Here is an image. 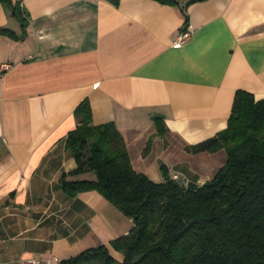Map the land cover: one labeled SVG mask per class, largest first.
<instances>
[{
	"label": "crops",
	"instance_id": "crops-1",
	"mask_svg": "<svg viewBox=\"0 0 264 264\" xmlns=\"http://www.w3.org/2000/svg\"><path fill=\"white\" fill-rule=\"evenodd\" d=\"M11 1L20 15L0 3V27L13 32L0 33V63L11 64L0 75V259L60 261L104 244L120 261L110 242L131 219L96 190L70 196L59 183L95 178L74 173L64 148L75 107L86 99L93 124L114 122L151 178L138 145L159 133L199 142L225 128L235 90L264 97V0ZM181 29L191 35L175 47ZM203 156L175 162L179 178L202 183L225 151Z\"/></svg>",
	"mask_w": 264,
	"mask_h": 264
},
{
	"label": "trees",
	"instance_id": "trees-1",
	"mask_svg": "<svg viewBox=\"0 0 264 264\" xmlns=\"http://www.w3.org/2000/svg\"><path fill=\"white\" fill-rule=\"evenodd\" d=\"M0 3L20 15L11 0ZM0 33L13 35L6 27ZM73 114L76 125L64 148L77 162L74 173L90 170L95 178L61 173L62 190L70 196L96 190L132 226L110 242L122 260L100 244L58 264H264V97L235 90L225 128L187 145L193 153L225 151L224 162L202 183L172 179L163 165V179L152 180L133 168L114 122L93 124L86 99Z\"/></svg>",
	"mask_w": 264,
	"mask_h": 264
},
{
	"label": "rangeland",
	"instance_id": "rangeland-1",
	"mask_svg": "<svg viewBox=\"0 0 264 264\" xmlns=\"http://www.w3.org/2000/svg\"><path fill=\"white\" fill-rule=\"evenodd\" d=\"M159 134H160L159 135L160 136V143L158 142L159 140H157V138H155L156 136L152 135L149 139V142L146 143L145 145H143V147L138 145V148L136 151V153L141 154V156L138 155L139 159L135 160V164L140 162L141 164H139V166H141V168H144L146 170L145 172L151 178H154V179L162 178V176H163L162 164H165V166L168 169H170L173 173H176V170H175L176 165L174 163L175 162L178 163L182 159V156L187 157V159H184V162H186V161L188 163H192V162L203 163L204 162V164L209 163V161H207L205 159L201 160V158L204 157L203 155H209L212 152H206V151L198 152V153L189 152L187 149V145H189V144H185V143L181 142L179 139L176 141H174V140L170 141V139L167 138L168 136H166V137L164 136V133L163 134L159 133ZM162 137L167 138L168 141H166L164 143L162 140ZM167 142H169V145L172 149V152L169 155L166 154L165 147H164V146H167V144H168ZM203 153H207V154H203ZM143 156H146V158H144ZM225 157H226V154H225ZM212 166H214L213 170L215 172V170H217V169H215V168H217L215 166H217V165L214 163V165H212ZM177 172H179V171H177ZM180 174L183 175V173H180Z\"/></svg>",
	"mask_w": 264,
	"mask_h": 264
},
{
	"label": "built area",
	"instance_id": "built-area-1",
	"mask_svg": "<svg viewBox=\"0 0 264 264\" xmlns=\"http://www.w3.org/2000/svg\"><path fill=\"white\" fill-rule=\"evenodd\" d=\"M191 32L187 29H181L175 35L172 45L175 47L181 46L184 42H186L190 38ZM11 64L8 62L0 63V75L3 74L10 68ZM172 179L178 180L180 179L177 173H172L170 175ZM2 245V239L0 238V249ZM58 262L57 257L51 256L48 259H27V260H16L14 264H52ZM0 264H3V261L0 259Z\"/></svg>",
	"mask_w": 264,
	"mask_h": 264
}]
</instances>
